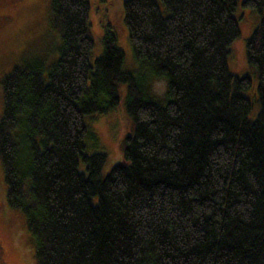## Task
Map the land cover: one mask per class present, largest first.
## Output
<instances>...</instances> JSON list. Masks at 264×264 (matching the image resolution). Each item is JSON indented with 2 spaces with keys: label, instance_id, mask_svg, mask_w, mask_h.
<instances>
[{
  "label": "trees",
  "instance_id": "1",
  "mask_svg": "<svg viewBox=\"0 0 264 264\" xmlns=\"http://www.w3.org/2000/svg\"><path fill=\"white\" fill-rule=\"evenodd\" d=\"M236 5L122 0L134 59L165 80L161 104L144 75L123 69L108 22L89 61V0H50L57 59L45 75L28 61L0 79L4 200L23 216L36 264H264V0L241 2L257 14L245 41L253 120L250 78L226 63ZM120 84L131 132L103 175L84 119L114 109Z\"/></svg>",
  "mask_w": 264,
  "mask_h": 264
},
{
  "label": "rangeland",
  "instance_id": "2",
  "mask_svg": "<svg viewBox=\"0 0 264 264\" xmlns=\"http://www.w3.org/2000/svg\"><path fill=\"white\" fill-rule=\"evenodd\" d=\"M89 34L93 46L89 53L92 62L101 52L102 26L108 22L116 33V45L124 55L123 69L134 72L137 77L144 75L146 87L152 98L163 104L165 80L151 78L148 67H142L134 59L127 31L122 20V0H89ZM234 16L239 29L238 36L231 42L226 63L228 71L236 76L247 75L249 87L243 92L251 103L248 120L255 119L259 106L257 102V77L246 63L245 41L257 24V14L251 8L236 0ZM50 0H0V79L14 65L28 61H39L44 75L58 57L60 33L50 22ZM125 85H119V103L105 114L86 116L88 126L85 139L87 154L101 151L106 154L101 173L107 174L111 167L122 160V141L131 132V120L125 107ZM0 88V115L2 110ZM92 135V136H91ZM84 172V165L79 163ZM4 183L0 167V244L5 264H36L29 235L24 226L23 216L9 209L4 200ZM5 207V208H4Z\"/></svg>",
  "mask_w": 264,
  "mask_h": 264
},
{
  "label": "flooded vegetation",
  "instance_id": "3",
  "mask_svg": "<svg viewBox=\"0 0 264 264\" xmlns=\"http://www.w3.org/2000/svg\"><path fill=\"white\" fill-rule=\"evenodd\" d=\"M2 205L3 204L0 203L1 210H2ZM1 251H2V249H1V244H0V264H5V262L3 261V258H2Z\"/></svg>",
  "mask_w": 264,
  "mask_h": 264
}]
</instances>
